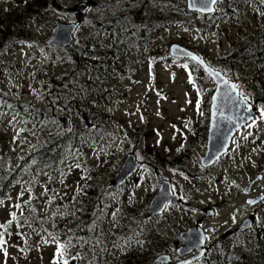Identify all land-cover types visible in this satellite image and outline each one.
Here are the masks:
<instances>
[{
  "label": "rangeland",
  "instance_id": "374dc122",
  "mask_svg": "<svg viewBox=\"0 0 264 264\" xmlns=\"http://www.w3.org/2000/svg\"><path fill=\"white\" fill-rule=\"evenodd\" d=\"M24 1L26 0H0V9L13 16L15 9L23 6ZM46 1L48 7H43V13L45 11L47 13L45 16L42 13L41 21L28 22L20 27L21 33H17L19 38L14 39L13 43L8 45L7 40L0 43V94L4 89L9 97L16 99L22 105H32L34 102L43 106L46 103L48 107L51 106L54 116L69 118L71 129H83L81 116L85 117L86 127L95 128L98 124L103 128L95 130L98 133L97 137L91 134L92 142L78 158L83 159L80 161L83 162L82 165L89 166L96 177L92 179L87 175L79 174L76 168H70L67 174L74 178L75 186L79 182L82 187L90 188L91 185L103 188V198L109 204V210L119 207L126 212L134 203L146 216L143 200L145 198L150 200L157 193L159 186L153 178V174L157 172L172 185V189L180 198L184 197L180 206L168 208L162 216L150 219L153 228L164 229L166 235L164 243L172 245L177 240L178 232L187 226L186 223L194 219L199 208L204 205L215 211L214 218L209 219L208 222L211 242L214 234L219 236L227 225L234 224L240 219L237 216L238 207L244 205V197L236 187V182L241 183L239 175L245 178V172L253 170L254 164L247 159L252 158L258 163L261 162L255 151L247 155L243 154L244 143L238 141L232 153L224 157L210 173L200 175L202 169L199 166V159L203 152L201 151L203 140L194 138H202L204 133L202 124L209 114L211 85L204 82L199 85L201 93L198 95L189 82V72L198 82H200L199 78L203 79L200 72L189 64L187 69L176 63L156 62L153 65L149 60L150 53L152 47L155 54L162 53L161 55L164 56L168 55L172 44L188 47L209 66L223 71L227 77L238 83L242 91L250 94L255 106L260 108L264 106V51L258 44L264 47V40L254 41L256 49L251 47L250 54H246L245 48L252 42L248 37H253L255 40L256 35L264 36V0H235L236 6L233 8L240 7V12L238 17L236 15L230 20L231 23L218 24V18L200 23L194 17L197 15L189 12L181 24L183 26L171 22L167 31L159 29L152 37L151 51L141 50L144 60L137 67L135 62L129 67L122 64L120 66L122 73L113 74L107 86L101 88L96 105L90 97L88 100L86 96H82V92L75 93L69 90L78 85L72 79L68 81L64 77L61 88L57 89L54 86L51 92L48 91L50 84L56 85L57 79L71 71L69 64L66 63L69 61L70 49L57 50L59 54L57 56L63 59L61 65L48 60L52 52L47 50L46 42L54 22H72L73 17L68 13L69 8L87 0ZM132 1L136 4L132 10L139 12V15L147 13V8L160 15L159 9L162 8L160 1H163V7H169L174 11L173 17L179 15L178 10L181 11L180 15L186 13V10L181 8L187 4L184 0ZM28 2L32 4L33 0ZM106 3L118 4V0L104 1L102 5L105 6ZM227 3L228 0H223L218 7H225ZM117 6L111 7L112 11H120ZM91 12L74 37L73 48L85 44L94 10ZM31 19L33 20L32 17ZM31 19L25 15L19 18L23 24L32 21ZM23 24L19 22L20 26ZM133 24L138 25V22L133 21ZM173 27L175 28L171 30ZM148 28L149 25L140 27V31L144 34ZM5 46L7 49L1 52V48ZM223 56H230V59L221 62L219 58ZM85 78L86 76L83 77L84 83ZM87 87L91 89L90 85L86 86V89ZM67 97H72L70 102L66 100ZM93 97L96 98V95ZM198 100L199 112L195 107ZM72 101L75 103L72 104ZM79 107H83L84 110L78 111ZM141 116L144 118L143 121ZM11 117L13 116L8 117V120ZM0 120L3 122L0 123V150H12L17 155L30 153L33 141H37L41 136L47 137L51 132L49 125L42 123L39 133L30 128L31 133L28 135L32 140L27 138L24 140V133H20L17 125L11 129L8 121ZM259 122L263 125L261 128L264 131V120L260 119ZM186 125L188 127H184ZM55 135L61 136L58 132H55ZM183 137L188 141L183 140ZM128 154H134L140 161L141 167L129 182L120 187V190L113 191L111 180ZM33 176L31 172H25L20 184H14L8 198L0 203V224L7 223L12 212H16L17 218L21 216L20 211L13 205L18 203L23 205L24 201L29 200V192L26 191L28 188L31 189L33 197L32 208L39 205L47 207L46 201L50 197L59 198L60 191L69 190L68 185H65L67 188H61V183L54 180L41 184L37 177ZM82 177L89 179L85 180ZM45 188L49 190L47 196L43 195ZM72 188L76 198L79 191L77 187ZM262 188L264 184L259 189ZM259 189L257 188V191ZM22 191L24 195L22 199H18ZM225 199L227 200L222 203ZM228 200H230L229 205L226 204ZM230 214L236 215L235 221L229 216ZM22 225L18 228L14 221L9 226L8 232L11 235L6 233L4 237L7 241L5 248L8 255L5 257L0 251V264H5V261L7 264H52L56 251L55 244H44L43 236L38 235L37 231L35 233L30 231L27 224ZM0 231L4 230L0 229ZM18 233L26 234L27 244L24 247L25 240ZM158 238L162 239L160 236ZM262 245L264 242L261 243ZM22 248L25 251L22 252ZM215 250L206 253L207 257L199 260L198 264H205L208 256L210 255L211 259L217 252ZM231 255L229 264H264V251L260 250L259 253L258 247L252 251L248 248H237ZM227 261L228 256L225 257L224 263L226 264Z\"/></svg>",
  "mask_w": 264,
  "mask_h": 264
},
{
  "label": "trees",
  "instance_id": "16d2710c",
  "mask_svg": "<svg viewBox=\"0 0 264 264\" xmlns=\"http://www.w3.org/2000/svg\"><path fill=\"white\" fill-rule=\"evenodd\" d=\"M34 1L32 4L28 0L24 1L22 3L23 6L15 9L16 11H14L13 16H10L7 11H0V43L5 40L8 41V45L13 43L19 38L17 33H21L20 27L28 24V22L41 21L40 17L44 10L43 7H48V3L46 0ZM123 2L135 4L132 0H124ZM162 4L163 1H160V6L162 7L159 9L161 11L160 15H157L158 12H153L150 8L146 9L147 13H141L142 15H139V12L132 14L133 10L131 7H123L119 12L112 11V9L103 11L94 9V13L90 18L89 32L87 33L85 44L77 48L69 47L71 51L68 55L69 61H66V63L69 64L71 71L69 75L57 79V84L64 77L68 81L72 79L78 85L69 90H73L75 93L82 92V96H86L88 100L90 96L96 95V98L93 97L92 99L95 101H93L95 105L98 104V94L102 91L101 88H105L108 82L112 80L113 74L119 72L116 68L120 67L125 59L127 60L128 56L126 53L131 46H133L135 62L138 64L139 59L136 56L139 54L138 49L142 40L148 38L150 52L152 37L159 29L164 31L168 29V25L171 23L169 20L174 18L172 15L174 11L169 7H163ZM184 7L186 6L184 5ZM184 7H181L182 10H186ZM239 9L240 7L237 9L233 7L220 8L216 14L209 18L211 20L212 18H218V24L231 23L230 20L234 19L236 15L238 17ZM180 12L178 10V13ZM46 13L45 11L43 16ZM21 15H25L30 19L32 17L33 20L31 19L32 21H27L23 24V21L19 20V18L21 19ZM133 21H137L138 25H134ZM19 22L23 25L20 26ZM148 25V31L143 34L140 31V27L144 28V26ZM248 38L252 42L246 46V54H250L252 51L251 47L256 49V42L254 41L264 40V36L259 35L255 36V40L253 37ZM7 46H5L6 49ZM258 46L264 51L263 46L260 44ZM4 50V47L1 48V51ZM47 50L52 52L48 56V60L53 63L55 62L54 64L61 65V60L63 59L57 56L59 55L57 54V50L59 49L47 47ZM154 52L155 50L152 47L150 53L151 59L149 60L153 65L156 62L162 64L176 63L181 66L189 64L200 72V75L203 77V79L199 78L200 82H198L196 77L192 75L193 83L198 87L203 82L210 84L209 78L196 64L189 61L181 62L180 60L171 58L169 55L164 56L161 55L162 53L155 54ZM124 56L127 58L123 59ZM226 59L229 60L230 56L219 58L221 62H224ZM86 68L88 70L85 72ZM84 76H86L85 83L83 80ZM57 84H50L48 90H52L54 86L57 87ZM88 85L91 86V89H88V87L86 89ZM67 98V101L70 102L72 97ZM0 101H7L8 104L13 106L12 109L7 108L6 105L0 106V112L7 113V115L0 117V119L7 116H15V120L11 117L8 122L12 128L17 125L20 133H24V140H32L28 135L31 133L29 130L32 126H37L40 129V124L43 123L41 119L46 124L52 123L55 130L61 135L60 137H56V135L53 137L51 134L47 137L40 135L41 137L37 141H33L30 149L31 152L28 154L20 152L22 154L17 155L12 150H0V201L8 198L11 187L14 184L19 185L24 173H27V171L31 172L34 175L33 177H37V180L41 184H47L49 180H54L57 183H61V188H67L65 185H68L69 190L60 191L58 194L59 198L55 197L47 207L40 205L35 207L37 211L33 219L38 217L41 220H45L46 222L43 224V227L49 232L59 233L61 240L67 238L65 236L67 228L75 231V237L79 239L73 238L72 243L76 247L72 251L79 258L71 260L70 264H102L105 262L108 264H152L153 256L163 247L162 240L163 238L165 239L164 229L153 228L150 219L134 203L126 212L119 207L109 210V204L103 198V188L98 186L92 187L91 185H89L90 188H86L82 187V184L79 182L75 186L74 178L67 174L70 168H76L79 174L87 175L92 179L96 177V174L89 166L82 165L83 162L80 161H83V159L79 160L78 158L84 149L89 146L90 142H92L90 139L91 134L93 133L94 137H97L98 133L95 130L103 128L97 124L95 128H90L89 126L86 129H73L71 133L64 135L58 128L55 119L52 118V115L43 110L37 112L36 105H25L23 108L21 103L7 97H0ZM71 103L74 104L75 102L72 101ZM81 109L84 110L83 107H79L78 111ZM17 113L19 115H16ZM1 122L2 120H0ZM70 162L73 163L70 164ZM76 165L80 167H76ZM82 178L85 180L89 179L86 177ZM72 187L79 189V195L76 198L72 193ZM148 200L147 198L143 200L144 209L147 202H149ZM58 207L61 209V213L53 215ZM23 212L24 216H29L30 207L26 205ZM65 212L67 215L64 214ZM113 213H116L115 219L113 218ZM24 216L18 217L19 223L21 220L20 224H26L24 223ZM53 222L55 223V227L53 226ZM94 222L96 227L92 228ZM39 226V223H36L32 227L27 225V228L35 233L34 229H38ZM39 235L46 236L43 232ZM158 236L162 239L158 238ZM97 240H99V243H97ZM138 240L143 242L142 246L137 243ZM84 241H89V243H84Z\"/></svg>",
  "mask_w": 264,
  "mask_h": 264
},
{
  "label": "flooded vegetation",
  "instance_id": "af4514ba",
  "mask_svg": "<svg viewBox=\"0 0 264 264\" xmlns=\"http://www.w3.org/2000/svg\"><path fill=\"white\" fill-rule=\"evenodd\" d=\"M104 1H109V0H100L99 4H97L96 8L107 9L110 7H115L117 5H118L117 7H135L136 6V4L128 5V4L122 3L121 0H118V4H112L111 5L109 3H106V5L103 6L102 3ZM219 5H220V3L218 4V6ZM235 6H236L235 2L230 3L228 1V3L226 4L225 7H235ZM187 14H189L188 11H186V13H184V14H181V15L179 14L178 18L181 16H185ZM193 15H195V14H193ZM174 18H177V17H174ZM179 21H182V19H177L176 23H178ZM121 42H123V41H121ZM148 42H149L148 38H144L142 40V43L139 46V49H138L139 54H138V56H136L139 59V63L142 60H144L143 57L141 56V50L146 49L148 52L150 50L148 47ZM128 52H129V54H128ZM128 52L126 53V55L128 56L127 62L126 63L123 62V63L129 67L130 65H132V62L135 61V55H133V53H134L133 52V46H131V48L129 49ZM124 57H123V59H124ZM139 63H138V65H139ZM138 65L135 64L136 67ZM116 70L121 72L122 69L120 67H117ZM227 78L229 81L235 83L232 78H229V77H227ZM236 84H238V83H236ZM210 85H211L210 87H211L212 94H213V92L215 90V85L212 81H210ZM240 90H241V87H240ZM249 102L251 103V107L255 108L257 111V113H256V117H257L256 126L253 128H247L245 126V127H241L240 130H236L233 137L231 138V140L229 142V147L226 150V153L223 154L222 156H220L219 159L216 160L211 166L205 167L202 164V158L207 151V145H208L207 136L209 134V124H210L209 114H208V118L202 124L203 130H204V133L202 134V138L201 137H195L194 138L195 140H199V141L203 140V145H202V150H201L203 152L201 153V156L199 159V166L202 169V173H200V175H204V173H210V171H212L217 164H220L222 162L224 157H227L228 155H230L232 153V151L234 150V147L237 145L238 141H241L242 143H244L243 154H245V155H247L249 152H252L253 149H255L256 156L259 158L261 163H258L257 161L253 160L252 158H248L247 160L251 161V164H254V166L252 165L253 170L246 171L245 172V176H246L245 178H241V175H239V178L241 179V183L236 182V187H238L240 189L241 194L244 197V199H243L244 205H241L240 207H238V215L237 216H239L240 219H238V221H236L234 224L231 223V224L227 225L225 227V230H223V233L220 234L219 236L214 234L211 238L212 241L210 242V233L211 232L208 231L209 230V228H208L209 223L208 222L210 221L209 219L214 218L215 211L213 209L209 208V206H205V205L202 206L201 208H199L194 219L192 221L186 223L187 226H185L184 229L180 228L181 230L178 232L177 240L172 245L166 243L167 247H164V249L166 248L170 251L169 258H170L171 264H174V263L180 261L181 259L187 257V256L180 257L176 250L182 245L181 234L186 233L190 229L195 230V232L197 233V235L200 238V241H201V235L207 237V239H205V248L207 250L206 253L209 254V252L212 251V249H216L215 251H217V252L212 256V258L214 260H219L220 258H224V257L228 256V261L226 264H229L230 259L232 257L231 253L234 250H236L237 248H242V249L248 248V249H250V251H252V250H256L258 247L259 253H260V250L264 251V245L261 246V243L264 242V236H263L264 235V201H261V199H260L261 196H264V188L259 189L264 184V131L261 128V127H263V125L259 122L260 119H259V112H258L259 108H258V106H255L254 101L251 98L249 99ZM195 107L197 108V105ZM208 113H209V108H208ZM184 127H188V125H186ZM249 132H251L252 135H248ZM245 136H247V139H245ZM182 139L185 141L187 140V138H185V137H183ZM192 146H194V144H192ZM258 177H261L262 179H258ZM156 183H158V182L156 181ZM257 188L259 189L258 191H257ZM245 189H247V191H245ZM226 200L227 199L222 201V203H224ZM248 200H256V201H258V203L254 204V205H249V204H247ZM226 204L229 205L230 200H228V202H226ZM167 207H170V206H167ZM229 216L230 217H233V216L236 217L235 214L234 215L230 214ZM257 217H259V219H257ZM246 222L251 224L252 227H250V228L243 227ZM198 241H199V239H198ZM259 243H260V245H259ZM226 244H227V246H226ZM206 257L207 256L204 255L201 259L206 258ZM201 259H199V260L201 261ZM199 260L196 262L197 264L199 263ZM214 260H211L210 255H209L207 262L209 264H219V263H216ZM240 260L242 262L241 256H240Z\"/></svg>",
  "mask_w": 264,
  "mask_h": 264
},
{
  "label": "water",
  "instance_id": "95a60500",
  "mask_svg": "<svg viewBox=\"0 0 264 264\" xmlns=\"http://www.w3.org/2000/svg\"><path fill=\"white\" fill-rule=\"evenodd\" d=\"M98 2L99 0H89L88 3H79L73 6L70 9V12L75 16L84 18L90 6H96ZM187 8L191 12H199L204 15L211 14L214 12V11L212 12L198 11L197 10L198 5L197 7H193L191 4V0H187ZM78 27H79V22H75V23L55 22V26L51 31V35H50L49 40L47 41V45L49 47H58V48L69 47L73 42V36ZM174 49H180V50H183L184 52L191 53L192 55L197 56L196 54L190 52L189 50H186L185 48L181 46L172 45L170 48V54L172 57L190 59V57H186L180 54L179 52L174 51ZM199 66L202 68L205 74L208 77H210L211 80L216 84V90L211 97L210 124H209L207 152H206V155L202 159L203 166L208 167V166H211L216 160H218L221 155L226 153V150L229 147V142L231 138L233 137L235 131L240 130L241 127L237 129L233 124L229 123L227 120L220 119L219 116H216V117L212 116V112L214 110L213 105H212L213 96L217 97V104L221 106H225L221 93L227 90L225 85L223 84V80L225 79L228 80V79L225 76H223V74L221 73L220 74H221L222 79L209 76L208 72L205 71V66L204 65H199ZM217 89H220V92H218ZM249 106L251 107L250 102H249ZM241 113L244 114L245 116L251 115L253 117H256L257 111L255 108H252V112L248 113L247 111H245V108L243 105L239 107L233 106L231 107L230 110L226 111V115H231L233 116L234 119L237 117L238 114H241ZM82 120H84V118H82ZM57 121L61 124L62 130L64 132H68L69 130L68 119L65 117H59ZM237 122L240 124H243V121H237ZM139 167H140V163L137 162L134 155L131 154L127 156L121 168L119 169V171L116 173V175L112 179L113 190H116L120 186H122L130 177H132V175L138 170ZM155 178L158 179L159 181V190L149 205V215L151 216L161 214L167 204H171V206H176L177 204L181 203V200L179 199V197L173 194L172 191H170L171 186L169 183L163 181L161 176L155 175ZM181 240L184 243V247L178 251L180 256H184V255L190 254L195 251L198 253L196 256L189 259L188 261L186 260V261L178 262L176 264H190L194 262L195 260L201 258L203 256L201 253L203 254L205 253V250L203 249L204 241L203 243L200 242V238L194 229H190L186 233H182ZM183 250H185V252L181 253L180 251H183ZM169 253H170L169 250H164L163 251L164 256L159 257L155 261V264H170V261H169L170 259L168 257Z\"/></svg>",
  "mask_w": 264,
  "mask_h": 264
},
{
  "label": "snow or ice",
  "instance_id": "6c2138e0",
  "mask_svg": "<svg viewBox=\"0 0 264 264\" xmlns=\"http://www.w3.org/2000/svg\"><path fill=\"white\" fill-rule=\"evenodd\" d=\"M223 0H191V4L193 7H197V10L200 12H212L214 11V5H216L217 3H222ZM174 51L179 52L180 54L186 56V57H190L191 60L195 61L197 65H204L205 66V71L208 72L209 76H212L214 78H221V74L219 71H217L216 69L210 68L209 66H207L205 64V62L198 56L192 55L191 53H187L184 52L183 50L180 49H174ZM183 67L185 69L188 68L187 64H184ZM189 82L193 83V79H192V75L191 72H189ZM223 84L226 87V91L221 93V96L223 98L224 104L225 106H221L219 104H217V97L213 96L212 98V105H213V112H212V116L216 117L219 116L220 119L223 120H227L229 123L233 124L237 129H239L240 127H247V128H253L256 126L257 124V117H253L251 115H247L245 116L244 114H238L237 117L234 119L233 116L231 115H226V111L230 110L231 107L235 106V107H239L241 105L244 106L245 111H247L248 113L252 112V108L249 106V99H250V94L249 93H245L244 91L240 90V85L236 84V83H231L229 80H223ZM218 92H220V89H217ZM198 95H199V91H198ZM199 100L197 101V111L199 112ZM6 105L7 108L12 109V105L8 104L7 101H0V106H4ZM259 112V119L264 120V106L260 107L258 109ZM202 114V113H201ZM7 115V113H3L0 112V117ZM16 115H19V113H17ZM15 116L13 117V120H15ZM143 117L141 116V120L143 121ZM237 121H243V124L238 123ZM250 121V122H249ZM17 135H19V133H17ZM248 135H252L251 132L248 133ZM245 139H247V136H245ZM157 143H159V141H157ZM253 151H255V149H253ZM218 158V157H217ZM76 167H80L79 165H76ZM258 179H262L261 177H258ZM26 191L29 192V200L24 201L23 205L22 204H15L13 205V207H15L16 209H18L21 213V216H24V212H23V207L24 205H27L30 207V215L29 216H24V223H26L29 227H32L33 224L39 223V228L38 229H34L35 231H37V234L39 235L41 232L45 233L46 236L42 237V242L44 244H55L56 246V252L54 255V259L52 264H70L71 260H75L78 259L79 257L73 253L72 249L76 247V245H74L72 243L73 238L79 239L78 237H75V231L71 228H67L65 230V236L67 237L64 240H61L59 233H53V232H49L46 228L43 227V224L46 222L45 220H41L38 217L33 219L34 214L36 213V209L31 207V201L33 199L32 194H31V189L28 188L26 189ZM48 189L45 188V191L43 193V195L47 196L48 194ZM79 191V189H78ZM173 192L174 194V189L170 190ZM245 191H247V189H245ZM24 195V192L22 191L19 196L17 197L18 199H22ZM55 199V197H50L47 201L46 204H51L52 201ZM181 199H184V197L182 196ZM261 201H264V196H261ZM0 203H2V201H0ZM258 203V201L256 200H248L247 204L249 205H254ZM61 213V209L58 207L55 212L53 213V215H58ZM65 215H67V213H64ZM113 218L115 219V215L116 213H113ZM233 220L235 221V216L232 217ZM49 219H51V217H49ZM257 219H259V217H257ZM17 221V227H22L23 225L20 224L18 222V218H17V214L16 212H12L10 213V219L9 221H7V223L5 224H0V229H3L4 231H0V251L3 252V255L5 257H7L8 253L7 250L5 248V245L7 244V241L5 240V234L7 233L8 235H11V233L8 232V228L9 226L14 222ZM53 226L55 227V223L53 222ZM96 224L95 222L92 225V228H95ZM245 228H250L252 227L251 224L249 223H245L244 226ZM71 234V235H69ZM18 235L21 236L22 239L25 240V244H27V238H26V234L25 233H18ZM207 239V237H204L203 235H201V243H203V241ZM84 243H89V241H84ZM97 243H99V240H97ZM138 244H140L141 246L143 245L142 241H137ZM21 251H25V249H21ZM203 255V253H201ZM5 264H7V262L5 261Z\"/></svg>",
  "mask_w": 264,
  "mask_h": 264
}]
</instances>
